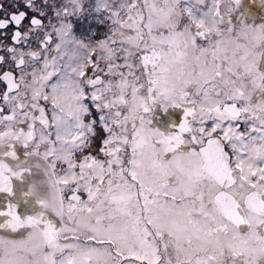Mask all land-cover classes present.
<instances>
[{"label":"snow or ice","instance_id":"snow-or-ice-1","mask_svg":"<svg viewBox=\"0 0 264 264\" xmlns=\"http://www.w3.org/2000/svg\"><path fill=\"white\" fill-rule=\"evenodd\" d=\"M84 3L0 0V264H264V0Z\"/></svg>","mask_w":264,"mask_h":264},{"label":"flooded vegetation","instance_id":"flooded-vegetation-1","mask_svg":"<svg viewBox=\"0 0 264 264\" xmlns=\"http://www.w3.org/2000/svg\"><path fill=\"white\" fill-rule=\"evenodd\" d=\"M4 2L6 4L8 3H15L18 2V0H4ZM258 3L259 0H257V4L253 6L254 11L257 13V18L260 15V9L258 7ZM94 4V0H85L84 3V12L88 13L89 11H92L90 8V5ZM8 10H15V9H8ZM21 10H23V7L21 5ZM83 12V13H84ZM95 15H97L96 13H94ZM32 13H29V16H31ZM96 18L92 19V21L88 22V28L86 29V32H81V21L82 19L85 18V15H79V16H74L72 17V22H73V27H74V33L77 37H85V39H87L92 33H95V36L93 37V39H98L102 36V34L106 31V28L104 26H101L97 23V16H95ZM27 23V22H25ZM12 29L10 28L8 30L9 34L11 33ZM17 182L14 181V184H16ZM5 194H0V204H2V200H3V196Z\"/></svg>","mask_w":264,"mask_h":264},{"label":"rangeland","instance_id":"rangeland-1","mask_svg":"<svg viewBox=\"0 0 264 264\" xmlns=\"http://www.w3.org/2000/svg\"><path fill=\"white\" fill-rule=\"evenodd\" d=\"M83 14L85 15V18L82 19V21H81V32H82V33H83V32H86V29H87L88 26H89V25H88V22H89V21H92V19L96 18L95 16H97V15L94 14L93 11H89L88 13L84 12ZM257 19H258V18H257ZM82 38L85 39V37H82ZM98 39H99V38H98ZM175 115H176V114H173V118L175 117ZM164 118L167 119L168 117L165 116ZM97 143H99V141H97Z\"/></svg>","mask_w":264,"mask_h":264}]
</instances>
